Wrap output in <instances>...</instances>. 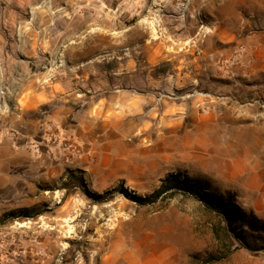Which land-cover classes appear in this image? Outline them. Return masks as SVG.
I'll use <instances>...</instances> for the list:
<instances>
[{
	"label": "rangeland",
	"instance_id": "obj_1",
	"mask_svg": "<svg viewBox=\"0 0 264 264\" xmlns=\"http://www.w3.org/2000/svg\"><path fill=\"white\" fill-rule=\"evenodd\" d=\"M114 262L264 264V0H0V264Z\"/></svg>",
	"mask_w": 264,
	"mask_h": 264
},
{
	"label": "trees",
	"instance_id": "obj_2",
	"mask_svg": "<svg viewBox=\"0 0 264 264\" xmlns=\"http://www.w3.org/2000/svg\"><path fill=\"white\" fill-rule=\"evenodd\" d=\"M164 70V69H163ZM72 180L80 181L79 178H73ZM199 185L190 183L185 175L183 174H170L167 175L162 181L160 187L153 193L148 195L142 202L154 203L161 199L162 195L169 197L174 196L177 192L188 193L195 198L199 199L206 208L219 214L223 220L226 222L227 231L236 239L239 243L247 245L245 242L247 231L245 227L250 226L249 217H241L232 203L230 198H223L218 196H207L201 195L198 190ZM206 189V188H204ZM19 217H30V215H24L20 212H8L3 215L4 220H12ZM245 234V235H244Z\"/></svg>",
	"mask_w": 264,
	"mask_h": 264
},
{
	"label": "crops",
	"instance_id": "obj_3",
	"mask_svg": "<svg viewBox=\"0 0 264 264\" xmlns=\"http://www.w3.org/2000/svg\"><path fill=\"white\" fill-rule=\"evenodd\" d=\"M112 264H116V263L114 262V263H112Z\"/></svg>",
	"mask_w": 264,
	"mask_h": 264
}]
</instances>
